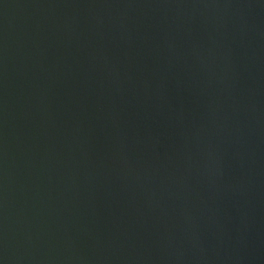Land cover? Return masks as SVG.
<instances>
[{"label":"water","instance_id":"1","mask_svg":"<svg viewBox=\"0 0 264 264\" xmlns=\"http://www.w3.org/2000/svg\"><path fill=\"white\" fill-rule=\"evenodd\" d=\"M0 264H264V0H0Z\"/></svg>","mask_w":264,"mask_h":264}]
</instances>
